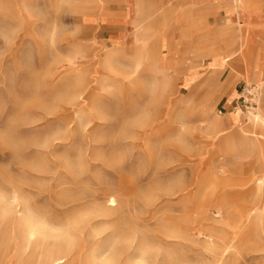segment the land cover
<instances>
[{
    "label": "rangeland",
    "instance_id": "1",
    "mask_svg": "<svg viewBox=\"0 0 264 264\" xmlns=\"http://www.w3.org/2000/svg\"><path fill=\"white\" fill-rule=\"evenodd\" d=\"M184 1L0 0V264H264V23Z\"/></svg>",
    "mask_w": 264,
    "mask_h": 264
},
{
    "label": "crops",
    "instance_id": "2",
    "mask_svg": "<svg viewBox=\"0 0 264 264\" xmlns=\"http://www.w3.org/2000/svg\"><path fill=\"white\" fill-rule=\"evenodd\" d=\"M222 3L227 6V10L225 12V16H228V22L230 25L223 26L219 30L222 32V35H226L230 37V40H228L227 46H228V52L232 51V48L234 46V43H236V39L238 40V32L237 29L234 27L235 25H239V29H241L240 25L244 22L247 24H255V23H264V15H259L260 13L257 11L256 8H259V6L253 1V0H242L244 5L241 4L240 0H234L235 5L231 6L232 0H221ZM138 3V0H125V6L122 7V38L126 37L125 33V26L128 22V15L127 14H134L136 12V5ZM184 16H186L190 20H202L205 24V19L207 15V8H206V0H185L184 1ZM229 11V12H227ZM106 21V19H104ZM114 20V19H113ZM201 24V23H200ZM253 27H258V25H252ZM228 27V28H227ZM251 27V26H250ZM219 31V32H220ZM111 32L116 33V30L112 29ZM183 32V31H181ZM176 41V40H174ZM178 42V41H176ZM163 44L168 45L170 49L174 47L173 39L162 40V46ZM242 44V43H241ZM178 45V44H176ZM231 46V47H230ZM212 52V55H214V63H220L224 60V58L220 59L218 53L216 54L217 50H210ZM156 52V50H154ZM234 52V51H233ZM235 57V52L232 55V58ZM156 63L158 65H161V69H167V72L169 73V60L165 54L161 55L160 53L156 55ZM211 68V65H210ZM166 72V73H167ZM249 76V74H247ZM251 78L253 77H260L261 71L260 69L258 71H250ZM163 81V79H162ZM217 83L218 80H215ZM235 99V98H234ZM235 101V100H234ZM229 102L228 104L231 105L233 102ZM234 114V113H231Z\"/></svg>",
    "mask_w": 264,
    "mask_h": 264
},
{
    "label": "built area",
    "instance_id": "3",
    "mask_svg": "<svg viewBox=\"0 0 264 264\" xmlns=\"http://www.w3.org/2000/svg\"><path fill=\"white\" fill-rule=\"evenodd\" d=\"M255 103H252L248 97H246L243 92L239 95L236 101L231 105V110L233 112H238L241 114H246L254 108ZM222 113V111H220Z\"/></svg>",
    "mask_w": 264,
    "mask_h": 264
},
{
    "label": "bare ground",
    "instance_id": "4",
    "mask_svg": "<svg viewBox=\"0 0 264 264\" xmlns=\"http://www.w3.org/2000/svg\"><path fill=\"white\" fill-rule=\"evenodd\" d=\"M242 4V3H241ZM243 44V43H242ZM234 52L233 51H230L227 53V55L224 57V62L228 61L230 58H228L230 55H232ZM151 70V69H150ZM166 72V71H165ZM169 74L168 75H165L163 77V83L164 84H168L169 83ZM214 77L217 79V76L214 75ZM213 84V83H212ZM217 84V83H216ZM215 84V85H216ZM260 87V86H259ZM242 130V129H241ZM27 207V206H26ZM41 221V220H40ZM38 226V225H37ZM40 226V225H39ZM68 251L66 252H62V253H59V255H66ZM64 257H52V256H49V258L45 259V261L41 262V264H72V263H65V260H63Z\"/></svg>",
    "mask_w": 264,
    "mask_h": 264
}]
</instances>
